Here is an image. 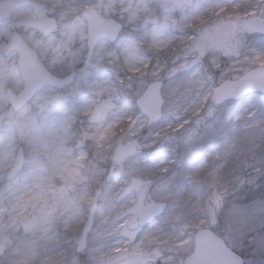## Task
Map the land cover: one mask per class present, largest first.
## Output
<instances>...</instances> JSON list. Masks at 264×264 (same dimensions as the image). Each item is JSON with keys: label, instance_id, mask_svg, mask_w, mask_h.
Masks as SVG:
<instances>
[{"label": "snow or ice", "instance_id": "snow-or-ice-1", "mask_svg": "<svg viewBox=\"0 0 264 264\" xmlns=\"http://www.w3.org/2000/svg\"><path fill=\"white\" fill-rule=\"evenodd\" d=\"M0 264H264V0H0Z\"/></svg>", "mask_w": 264, "mask_h": 264}]
</instances>
